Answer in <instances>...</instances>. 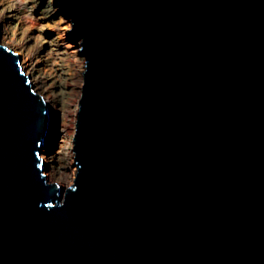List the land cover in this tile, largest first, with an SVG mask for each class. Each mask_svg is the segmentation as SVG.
Here are the masks:
<instances>
[{"label": "water", "instance_id": "1", "mask_svg": "<svg viewBox=\"0 0 264 264\" xmlns=\"http://www.w3.org/2000/svg\"><path fill=\"white\" fill-rule=\"evenodd\" d=\"M85 58L75 177L0 39V264H264V0H54Z\"/></svg>", "mask_w": 264, "mask_h": 264}, {"label": "rangeland", "instance_id": "2", "mask_svg": "<svg viewBox=\"0 0 264 264\" xmlns=\"http://www.w3.org/2000/svg\"><path fill=\"white\" fill-rule=\"evenodd\" d=\"M57 8L54 0H0L1 42L24 58L25 70L29 69L37 92L50 108L52 136L40 155L44 173L54 183H59L62 173L70 171L67 157L73 144L67 149L66 142L72 141L74 135V104H78L83 86L82 74L56 35L63 18ZM74 177L75 174L70 182L61 181L60 187L72 184Z\"/></svg>", "mask_w": 264, "mask_h": 264}, {"label": "bare ground", "instance_id": "3", "mask_svg": "<svg viewBox=\"0 0 264 264\" xmlns=\"http://www.w3.org/2000/svg\"><path fill=\"white\" fill-rule=\"evenodd\" d=\"M55 7H58V6L55 4ZM57 12H59V14H61V16L63 18H60L61 23H62V27L59 30L56 31V35L61 40V42H63V44L65 45L66 49L68 50L69 56L72 58V60L75 63L76 69L78 70V72L80 74H82L81 76H83V71L85 69V64H84L85 63V61H84L85 58L83 59L84 55H82L80 53V45L78 43H73L71 41V39H70V31L72 29V24H71L69 19H67L68 21L65 20L66 18L62 15L59 7L57 8ZM26 71H27V75H28L29 74V69H27ZM31 74H32V72H31ZM74 107L78 108V104L77 105L74 104ZM76 112H77V110L74 113L76 114ZM51 136H52V133H51V131L49 129L47 134H46L45 140H44V142L42 144L41 150L44 149V148H47V146L49 145ZM72 144H73V141H71V139L69 140L68 143L66 142L67 149H68V146H70ZM43 146H44V148H43ZM72 151L69 152L68 157H67L68 167H69L70 171L67 172V173L64 172V173H62L60 175V177H59L60 181H59V183H57L59 185V187H60V182L61 181H67L68 180L70 182L72 180L74 174H75V169H74L75 165H74V161H73V158H74L73 157L74 156L73 153L74 152H72ZM40 154H41V152H40ZM40 157H41V155H40ZM42 162H43V158H42ZM43 166H44V162H43Z\"/></svg>", "mask_w": 264, "mask_h": 264}]
</instances>
